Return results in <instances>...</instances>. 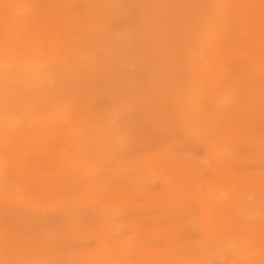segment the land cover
Returning <instances> with one entry per match:
<instances>
[{"label": "rangeland", "instance_id": "1", "mask_svg": "<svg viewBox=\"0 0 264 264\" xmlns=\"http://www.w3.org/2000/svg\"><path fill=\"white\" fill-rule=\"evenodd\" d=\"M212 8L0 0V62L15 60L0 68L15 78L0 83V264H245L233 256L245 248L264 263V28L255 13L232 17L213 47L218 74L202 76L212 87L193 95ZM33 54L42 84L18 65ZM223 94L231 110L216 108ZM89 128L116 136L68 134ZM218 234L235 238L230 250Z\"/></svg>", "mask_w": 264, "mask_h": 264}, {"label": "bare ground", "instance_id": "2", "mask_svg": "<svg viewBox=\"0 0 264 264\" xmlns=\"http://www.w3.org/2000/svg\"><path fill=\"white\" fill-rule=\"evenodd\" d=\"M232 0H212V3H213V8H212V12L210 13V16H209V18H208V20H207V22H206V25H205V27H204V34H205V36H206V38H205V40H203L202 42H200L199 43V49H200V54H199V57H198V59L200 60V58L201 57H203L204 59H205V62L207 63V64H205V63H202L201 64V62H199V71L197 72V70L195 71V72H197V74H198V78H196V79H198V83L196 84V86H193V90H192V92H193V95H197V94H199V91H198V89H200L199 87H198V85H201V84H199V81H201V83H203L206 79H203L202 78V76H205L207 73H217L218 74V72H216L213 68H212V64L211 63H213V62H210L212 59H213V56H214V43L215 42H217V40H216V38L222 33V32H224V31H227L228 29H229V20L232 18V17H236V19H237V21H238V23H239V26H240V23H242L243 21H245L246 23L247 22H249L250 20H252V19H254V17H252L253 16V13H255V14H257V16H258V18L260 19V22H259V24H258V26H256L255 27V29L256 28H258V27H262V28H264V25H263V23H264V0L262 1V2H256V3H253V4H250V5H248L247 7H245V8H240V6H239V8H240V12H237V11H235V13L234 14H230V9H229V7H225L226 5H228L230 2H231ZM228 3V4H227ZM112 8V7H111ZM110 8V9H111ZM112 15V17H114V16H116L115 14H111ZM203 26V25H202ZM244 26V25H243ZM251 28H253V27H249L248 29H251ZM150 30V29H149ZM151 31V30H150ZM203 32V31H202ZM147 33H148V30H147ZM255 40H256V37H252V39L250 40L252 43H254L255 42ZM203 42H206V44H207V47L205 48V47H203V45L201 44V43H203ZM196 47V46H195ZM217 48V47H216ZM257 49L256 48V45L255 44H253L252 45V49ZM43 50L42 49H40L39 50V52H38V57H40V54H41V52H42ZM191 54H192V52H191ZM198 54V53H197ZM36 54H33V56H32V58H28V57H25L23 60H19V63H18V65L19 66H21V68L22 69H25V72L28 74V76H29V78H28V80H27V82L30 80V81H32L33 83H35V84H42L43 82H44V80H45V77L44 76H39L37 73L36 74H33V72L36 70V67L37 66H35L36 64H37V58H34V56H35ZM191 59V58H190ZM194 62V61H193ZM15 63V60H13V59H8V60H6V61H4V62H0V68H4V67H12V66H14L13 64ZM85 63V62H84ZM198 63V62H197ZM204 64V65H203ZM4 66V67H3ZM105 65H103V67H104ZM97 66H93L91 69H88L89 70V72H96V71H98L99 69H101V67L100 68H96ZM198 67V66H197ZM7 68V69H8ZM91 70V71H90ZM214 70V71H213ZM211 71V72H210ZM0 83H8V85H9V83L11 82V80H13V79H15L14 77H12V76H10L9 74H6V73H3V72H0ZM196 74V75H197ZM194 75V74H193ZM15 76V75H14ZM73 77V76H72ZM197 77V76H196ZM207 82H205L204 84H202L201 86H205L206 88H208L207 90H210L211 89V87H212V84H211V80H206ZM201 89H203V87L201 88ZM231 95H227V94H223L218 100H217V105H216V108L218 109V108H223V107H225V108H227V107H229V109L231 108V106L230 105H232L233 103V101L231 102ZM234 105V104H233ZM237 108H238V110L240 111V113L242 112V110H244L245 111V108H244V106H243V108L241 109L238 105H237ZM217 109H216V113L218 114L219 112H217ZM234 109H236L235 107H234ZM210 110H212V107L210 108ZM231 110V109H230ZM228 110H226V112H227ZM260 111H263L264 112V109L263 110H261L260 109ZM230 112V111H229ZM229 112H227L228 114H229ZM233 112H234V110H233ZM231 113V112H230ZM239 113V114H240ZM69 116H72V114H70ZM110 120H107V122H109ZM62 123H64V125L66 126V124H67V122L66 121H64V122H62V121H60L59 122V124L57 125V128L59 127L60 128V126H61V124ZM21 126H23V124L22 125H17V123L15 122V123H12V124H10L9 126H7L8 128H12V130H15V129H17L18 127H21ZM29 124H26V128H29ZM100 130V132H96V131H94V130ZM89 128V129H87V130H78V129H69V133L68 134H70V135H72V136H74V137H76V136H78V135H80V137H83V138H86V135L88 134L89 136H92L93 138L95 137L96 138V136H97V138L100 140V139H105V138H112V139H114L115 138V136H116V134L115 133H113L112 131L111 132H107V130H105L104 128H100V129H95V128ZM64 134H66L65 132H64ZM92 137H91V139H92ZM88 138V137H87ZM96 138V139H97ZM79 139V138H78ZM93 140V139H92ZM92 142V141H91ZM101 143H102V140L100 141ZM1 143L2 142H0V145H1ZM74 145V144H73ZM76 145V144H75ZM77 146V145H76ZM82 148H83V146H82ZM81 148V149H82ZM84 151V150H83ZM77 152H81L80 150H78ZM81 155H82V153H81ZM86 160V159H85ZM84 161V160H83ZM87 162V161H86ZM85 162V163H86ZM90 162V161H89ZM89 162H87V164H89L90 165V163ZM85 163L83 162V163H78L76 166H74L75 165V163H74V165H73V168H75V171H78L77 169H79V167H85L86 165H85ZM71 167V166H70ZM90 167V166H89ZM77 168V169H76ZM2 169H3V166H2V161H1V159H0V179H1V177H2V175H3V171H2ZM86 170V169H85ZM74 171V172H75ZM81 172V171H80ZM76 173V172H75ZM78 173V172H77ZM88 175H90V174H92V172L90 171V172H88L87 173ZM3 184L2 183H0V187L2 186ZM1 190H3V189H1ZM1 194V193H0ZM218 195V194H217ZM232 196H234L235 197V195H232ZM221 198H223L222 196H221ZM219 199V198H218ZM216 200H217V198H216ZM221 200H223V199H221ZM231 200V199H230ZM232 200H234L233 198H232ZM239 201V200H238ZM217 202V201H216ZM237 202V201H236ZM212 203V202H211ZM218 203V202H217ZM220 203H221V201H220ZM219 203V204H220ZM229 203H232V202H229ZM235 203V202H234ZM249 204H250V202H248ZM222 204V203H221ZM244 205V204H243ZM248 205V204H247ZM246 205V206H247ZM254 205V203H252V206ZM218 206H220V205H218ZM227 206V205H226ZM231 206V205H230ZM233 206H234V204H233ZM245 206V205H244ZM248 206H250V205H248ZM229 206H227V208H228ZM258 207L259 206H253L252 208H254V209H258ZM232 208V207H231ZM234 208V207H233ZM232 208V209H233ZM248 208V207H247ZM252 208H251V210H252ZM223 210H224V208H223ZM248 209H244L243 208V210H240V211H238L237 212V214L235 213V215H233L232 216V219H233V223L236 225L235 226V228L232 230V231H235V230H237L238 228H237V226L239 225V223H240V221H242V220H244V218H246L247 216L246 215H249V213H248V211L250 212V210H248ZM230 211V210H229ZM254 211H256V210H254ZM253 212V211H252ZM252 212H250V213H252ZM207 213H209L210 214V212H206L205 214H207ZM232 213V212H231ZM248 213V214H247ZM217 214V213H216ZM218 215V214H217ZM250 216V215H249ZM222 218V217H221ZM222 220V222H224V223H227L228 222V220H224V219H221ZM211 222V221H210ZM222 222H219V221H217V222H214L213 224H209L208 226H207V230H209V231H213V230H219V229H222V226H221V223ZM223 223V224H224ZM248 230H250V229H248ZM248 230H246L245 229V232L244 233H246V232H249ZM225 234H226V232H225ZM258 236L260 235V231H259V233L257 234ZM214 238H216V237H214ZM217 241H216V244H226V243H230L231 242V244H233L232 242L233 241H235V238L230 234L229 236H227V238L226 237H223V234H218L217 235V239H216ZM215 243V242H214ZM229 245L230 247H232V245ZM228 245V244H227ZM222 247H224V248H226V245L225 246H222ZM230 247L229 248H226V250H230ZM261 248L262 247H264V245H261L260 246ZM221 249V248H220ZM222 251V250H221ZM239 253V254H238ZM237 254V255H236ZM235 255H233V256H236V258H239V259H241L245 264H257V261H256V259H255V257L254 256H252L251 254H254V252H253V250H250V251H248L247 252V249L245 248V249H243V250H241V251H238L237 253H236ZM230 254H228V256H229ZM230 258V257H229ZM235 258V259H236ZM261 261L262 262H264V256L261 258ZM264 264V263H263Z\"/></svg>", "mask_w": 264, "mask_h": 264}]
</instances>
